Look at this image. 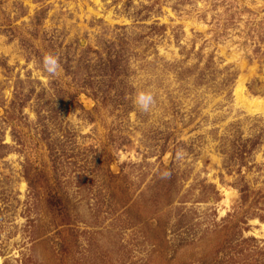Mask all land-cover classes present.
I'll return each instance as SVG.
<instances>
[{
  "label": "rangeland",
  "instance_id": "obj_1",
  "mask_svg": "<svg viewBox=\"0 0 264 264\" xmlns=\"http://www.w3.org/2000/svg\"><path fill=\"white\" fill-rule=\"evenodd\" d=\"M0 264H264V0H0Z\"/></svg>",
  "mask_w": 264,
  "mask_h": 264
},
{
  "label": "clouds",
  "instance_id": "obj_2",
  "mask_svg": "<svg viewBox=\"0 0 264 264\" xmlns=\"http://www.w3.org/2000/svg\"><path fill=\"white\" fill-rule=\"evenodd\" d=\"M43 69L50 75H55L60 69L61 65L59 58L53 54H47L42 59ZM135 103L143 112H148L155 103V98L150 92H139L135 97ZM177 158H180V152H177ZM161 179H169L171 173L163 171L160 174Z\"/></svg>",
  "mask_w": 264,
  "mask_h": 264
},
{
  "label": "bare ground",
  "instance_id": "obj_3",
  "mask_svg": "<svg viewBox=\"0 0 264 264\" xmlns=\"http://www.w3.org/2000/svg\"><path fill=\"white\" fill-rule=\"evenodd\" d=\"M238 90V89H237ZM238 95V94H237ZM242 102V101H241Z\"/></svg>",
  "mask_w": 264,
  "mask_h": 264
}]
</instances>
